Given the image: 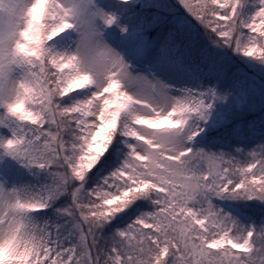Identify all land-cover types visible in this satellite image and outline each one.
<instances>
[{
  "label": "snow or ice",
  "instance_id": "6c2138e0",
  "mask_svg": "<svg viewBox=\"0 0 264 264\" xmlns=\"http://www.w3.org/2000/svg\"><path fill=\"white\" fill-rule=\"evenodd\" d=\"M176 7L264 61V0ZM100 19L117 17L96 0H0V163L47 174L0 181V264H264V119L197 147L205 94L130 91ZM73 30L75 50L56 48Z\"/></svg>",
  "mask_w": 264,
  "mask_h": 264
},
{
  "label": "rangeland",
  "instance_id": "374dc122",
  "mask_svg": "<svg viewBox=\"0 0 264 264\" xmlns=\"http://www.w3.org/2000/svg\"><path fill=\"white\" fill-rule=\"evenodd\" d=\"M175 1L180 3V0H96L101 8L117 17L116 22L111 25L105 24L102 19L97 21L101 37L105 43L120 53L127 64L131 79L125 80V85L130 91L147 94L153 98L162 96L177 98L190 92H200L205 94V99L208 101V92L204 89V81L198 70L187 67L174 57L175 48L180 46L175 36L179 34V25L189 29L181 22L180 9L174 4ZM143 4L152 7L153 10L149 12L141 10L140 6ZM184 16L188 15L184 13ZM54 42L58 49L75 50L79 43V33L75 30L70 35L61 33L54 38ZM191 46L188 43L185 48ZM225 48L232 47L224 45ZM191 50L190 59L198 61L197 66H200L199 57L204 51L195 53L192 47ZM238 53L243 58L255 59L244 56L243 52L238 51ZM214 73L215 71L209 72L206 77L211 80L217 78ZM216 90V99L222 106L230 110H249L255 114L248 126H258V122L264 119L263 80L247 72L233 86ZM237 125L239 124L235 127ZM202 128L199 136L193 141L197 147H208L205 143H197L201 137L207 136L209 140L231 137L222 133L212 136L207 131V125H202ZM210 128L209 126V130ZM233 143L236 144V141L234 140ZM255 143H259V140ZM237 147L242 146L237 145ZM0 181L8 187L38 183L27 168H24V174L19 178L5 174L2 163H0Z\"/></svg>",
  "mask_w": 264,
  "mask_h": 264
},
{
  "label": "trees",
  "instance_id": "16d2710c",
  "mask_svg": "<svg viewBox=\"0 0 264 264\" xmlns=\"http://www.w3.org/2000/svg\"><path fill=\"white\" fill-rule=\"evenodd\" d=\"M174 4L179 5L180 3L175 1ZM140 9L148 12L153 10L152 7L144 4L140 6ZM185 13L189 15L187 12ZM190 23L192 27L189 29L184 28L183 25H179V34L177 33L175 36L180 46L175 48L174 57L177 61L183 62L187 67L198 70V74L203 78V86L206 92L209 91V88L223 89L224 87L233 86L247 72L257 77V79L264 81V61L243 58L235 48L224 49V44L214 40L202 27L199 30L196 29L195 25L199 21L195 17H191ZM188 43H190V46L192 43L191 47L195 53L204 51L202 56L199 57L200 66H197L198 61L190 59V53H192L191 47L185 48ZM199 67H202V69ZM214 71L217 78L213 80L208 79L209 77L207 78L206 74ZM216 97L217 90L215 96L208 95V103L211 104V107L207 110V120L203 121L202 124L208 126V133L210 132L212 136L216 133L229 136L232 135L236 124L243 125L245 128L248 127L255 114L249 110L227 109L218 102ZM209 126L211 127L210 130ZM27 169L36 178L37 182L43 181L47 176L42 170Z\"/></svg>",
  "mask_w": 264,
  "mask_h": 264
},
{
  "label": "clouds",
  "instance_id": "9594fccd",
  "mask_svg": "<svg viewBox=\"0 0 264 264\" xmlns=\"http://www.w3.org/2000/svg\"><path fill=\"white\" fill-rule=\"evenodd\" d=\"M93 54V46L90 42L85 40L81 47V56L87 61L88 58Z\"/></svg>",
  "mask_w": 264,
  "mask_h": 264
}]
</instances>
